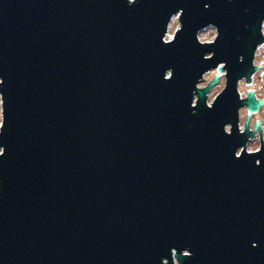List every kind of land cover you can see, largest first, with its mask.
<instances>
[{
	"label": "water",
	"instance_id": "95a60500",
	"mask_svg": "<svg viewBox=\"0 0 264 264\" xmlns=\"http://www.w3.org/2000/svg\"><path fill=\"white\" fill-rule=\"evenodd\" d=\"M263 24L264 0H0V264H264V97L238 88Z\"/></svg>",
	"mask_w": 264,
	"mask_h": 264
},
{
	"label": "rangeland",
	"instance_id": "374dc122",
	"mask_svg": "<svg viewBox=\"0 0 264 264\" xmlns=\"http://www.w3.org/2000/svg\"><path fill=\"white\" fill-rule=\"evenodd\" d=\"M179 26H180L179 16L176 15L174 16V18L172 19L170 23L167 37L171 38L172 36H174L175 30H177V27ZM263 28H264V24H263ZM199 34H201V36L205 35L206 36L205 40L210 41L216 36V29L214 26L211 25V26L204 28L203 30L201 29ZM254 62L259 63V64L257 67L258 69L252 74L250 78L251 82L248 83L245 79H242L238 84V88L239 90H241L243 94H247L249 89H251L254 86L257 97H264V41L261 42L256 49V55L254 58ZM217 73H219V71L216 69L208 70L203 75L202 81H200V83L211 82L214 79V77L217 75ZM222 73L223 75L218 77V79L216 80L217 82L214 83L211 90L209 91L208 99L214 100V98L217 96L216 90L224 86L226 82L225 80L226 77L224 75L225 70ZM261 99L264 101V98H261ZM0 101H1V96H0ZM246 110H247L246 107H242L240 110H238L240 112V119H241L240 121H241L242 127L244 126L246 122V118H247ZM1 120H2V110H1V102H0V122ZM250 121H251L252 129L257 123L260 122V125L258 129L256 130L253 138L249 141L247 145L248 150H254L260 146V141H259L261 138L260 134L264 133V102L261 105L260 109H258L257 112H255L254 114L250 116ZM226 128H230V125L226 126Z\"/></svg>",
	"mask_w": 264,
	"mask_h": 264
},
{
	"label": "bare ground",
	"instance_id": "6f19581e",
	"mask_svg": "<svg viewBox=\"0 0 264 264\" xmlns=\"http://www.w3.org/2000/svg\"><path fill=\"white\" fill-rule=\"evenodd\" d=\"M220 75L222 76L223 75V73H220ZM252 111H250V113H251Z\"/></svg>",
	"mask_w": 264,
	"mask_h": 264
}]
</instances>
